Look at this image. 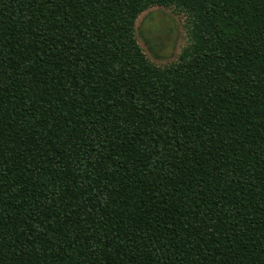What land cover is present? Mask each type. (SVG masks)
<instances>
[{
	"label": "trees",
	"instance_id": "trees-1",
	"mask_svg": "<svg viewBox=\"0 0 264 264\" xmlns=\"http://www.w3.org/2000/svg\"><path fill=\"white\" fill-rule=\"evenodd\" d=\"M0 264H264V0H0Z\"/></svg>",
	"mask_w": 264,
	"mask_h": 264
},
{
	"label": "rangeland",
	"instance_id": "rangeland-1",
	"mask_svg": "<svg viewBox=\"0 0 264 264\" xmlns=\"http://www.w3.org/2000/svg\"><path fill=\"white\" fill-rule=\"evenodd\" d=\"M134 29L143 53L157 65L173 61L188 42L184 15L172 8L153 6L142 11Z\"/></svg>",
	"mask_w": 264,
	"mask_h": 264
}]
</instances>
